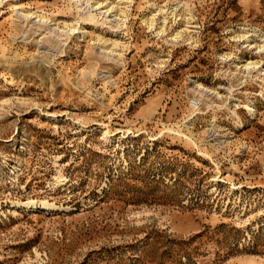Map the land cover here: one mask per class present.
Wrapping results in <instances>:
<instances>
[{
  "label": "rangeland",
  "instance_id": "rangeland-1",
  "mask_svg": "<svg viewBox=\"0 0 264 264\" xmlns=\"http://www.w3.org/2000/svg\"><path fill=\"white\" fill-rule=\"evenodd\" d=\"M262 39L264 0H0V264H264Z\"/></svg>",
  "mask_w": 264,
  "mask_h": 264
},
{
  "label": "bare ground",
  "instance_id": "bare-ground-1",
  "mask_svg": "<svg viewBox=\"0 0 264 264\" xmlns=\"http://www.w3.org/2000/svg\"><path fill=\"white\" fill-rule=\"evenodd\" d=\"M102 7H106L103 11H102V13H104V12H111V10L112 9H114V6L112 5V6H108V5H106V3H99V2H96V7L95 8H98V9H101ZM162 11V10H161ZM163 14V13H162ZM27 16H31V15H27ZM42 22H45L46 23V21H43V20H41ZM153 20H150L149 21V26H152V24H153ZM162 27V26H161ZM249 34V33H248ZM242 34V37L245 39V41H250V36H252V34ZM254 35V34H253ZM176 37V36H175ZM178 37V36H177ZM176 37V38H177ZM262 42H264V39H262ZM102 44H103V42H102ZM101 46V45H100ZM103 46V45H102ZM255 47H256V45H254ZM253 45H252V47H254ZM264 48V43L263 44H261L260 46H258V49L259 50H264L263 49ZM257 63L256 62H253V61H248L247 63H245L244 64V67H243V69H245L246 71H251V70H256V69H258L260 66H258V65H256ZM202 88V87H201ZM200 89V88H199ZM250 111H251V109H250ZM41 204H42V207L43 208H46V207H48L49 206V204L47 203V202H41Z\"/></svg>",
  "mask_w": 264,
  "mask_h": 264
},
{
  "label": "built area",
  "instance_id": "built-area-1",
  "mask_svg": "<svg viewBox=\"0 0 264 264\" xmlns=\"http://www.w3.org/2000/svg\"><path fill=\"white\" fill-rule=\"evenodd\" d=\"M190 105L193 107V108H196L198 107V101H195L194 99L190 101ZM263 167H264V163H263Z\"/></svg>",
  "mask_w": 264,
  "mask_h": 264
}]
</instances>
